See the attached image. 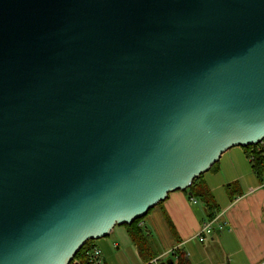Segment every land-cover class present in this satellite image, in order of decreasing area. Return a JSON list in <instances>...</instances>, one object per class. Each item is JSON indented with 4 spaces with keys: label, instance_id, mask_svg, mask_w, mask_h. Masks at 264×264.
I'll return each instance as SVG.
<instances>
[{
    "label": "water",
    "instance_id": "obj_1",
    "mask_svg": "<svg viewBox=\"0 0 264 264\" xmlns=\"http://www.w3.org/2000/svg\"><path fill=\"white\" fill-rule=\"evenodd\" d=\"M263 140L264 0H0V264H71Z\"/></svg>",
    "mask_w": 264,
    "mask_h": 264
},
{
    "label": "crops",
    "instance_id": "obj_2",
    "mask_svg": "<svg viewBox=\"0 0 264 264\" xmlns=\"http://www.w3.org/2000/svg\"><path fill=\"white\" fill-rule=\"evenodd\" d=\"M204 181L222 211L220 234L217 231L209 241L199 243L197 237L206 221L203 206L193 204L185 192L171 193L143 223L151 231L160 230L161 256L165 258L179 247L192 264H264V186L245 149L223 154L217 169L204 174ZM234 183L242 196L232 202L226 186Z\"/></svg>",
    "mask_w": 264,
    "mask_h": 264
},
{
    "label": "trees",
    "instance_id": "obj_3",
    "mask_svg": "<svg viewBox=\"0 0 264 264\" xmlns=\"http://www.w3.org/2000/svg\"><path fill=\"white\" fill-rule=\"evenodd\" d=\"M244 149L248 158L250 159L253 172L255 173L260 184L264 186V140L259 145L248 146ZM217 166L218 163H216L210 170L217 169ZM226 191L228 192L232 202L236 200L237 196H242L240 191H238V185L235 183L227 185ZM185 193L188 195L189 200H198L199 204L203 206L206 213L205 223L215 222L214 230L207 238L211 239V237L214 236L222 227L220 224L222 211L216 201V198L214 197L212 190L204 181V175H201L198 179L194 180L192 185L185 191ZM162 203H159L158 206ZM152 210H150L143 218L136 220L132 225L124 226L126 227L130 239L133 245L136 247L139 256L142 258L143 263H148L156 258H161V255L163 254L162 249L159 251L151 239L154 236L151 229L148 225L143 224ZM94 248H97L96 241H88L83 246L81 251L75 256L71 264H92L90 253ZM171 256L173 257L172 261L174 264H192L185 251L179 247L176 248L175 252L171 254Z\"/></svg>",
    "mask_w": 264,
    "mask_h": 264
},
{
    "label": "rangeland",
    "instance_id": "obj_4",
    "mask_svg": "<svg viewBox=\"0 0 264 264\" xmlns=\"http://www.w3.org/2000/svg\"><path fill=\"white\" fill-rule=\"evenodd\" d=\"M152 231L154 236L151 239L157 249L160 251L162 246L164 250L163 243L159 238L161 236L160 230L153 228ZM207 240L209 241V239ZM96 243L103 253L105 264H141L143 262L142 258L138 256V251L124 226H117L111 235L97 240ZM172 258L171 255H168L163 258L162 263H168Z\"/></svg>",
    "mask_w": 264,
    "mask_h": 264
},
{
    "label": "built area",
    "instance_id": "obj_5",
    "mask_svg": "<svg viewBox=\"0 0 264 264\" xmlns=\"http://www.w3.org/2000/svg\"><path fill=\"white\" fill-rule=\"evenodd\" d=\"M191 202L195 205L199 203L198 200H195V199H192ZM214 224L215 222H206L205 224H203L202 230L197 237L199 243L203 244L207 241V238L212 234L214 230ZM175 250H172V252L169 253V255L173 254ZM90 259H91L92 264H105L103 253L98 247L94 248L93 251L90 253ZM162 260H163L162 257L156 258L144 264H161Z\"/></svg>",
    "mask_w": 264,
    "mask_h": 264
}]
</instances>
